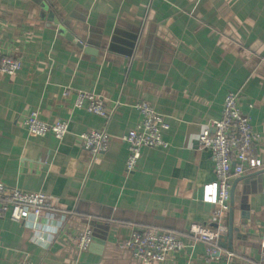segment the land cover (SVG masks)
Returning a JSON list of instances; mask_svg holds the SVG:
<instances>
[{"label": "crops", "instance_id": "0c3cea01", "mask_svg": "<svg viewBox=\"0 0 264 264\" xmlns=\"http://www.w3.org/2000/svg\"><path fill=\"white\" fill-rule=\"evenodd\" d=\"M0 56L24 62L15 75L0 71V182L58 200L37 222L0 216V264H141L124 247L133 229L187 236L191 224H213L203 188L216 180L215 162L198 140L222 117L229 92L261 136L257 169L233 180L220 240L235 257L207 262L197 242L161 264H259L264 0H0ZM78 92L97 95L110 119L75 108ZM143 101L168 123V146L144 148L127 174L122 137L141 121ZM33 111L68 121L69 133L31 135L23 121ZM91 130L111 137L96 159L81 145ZM86 232L92 242L81 252Z\"/></svg>", "mask_w": 264, "mask_h": 264}, {"label": "built area", "instance_id": "2783aa9c", "mask_svg": "<svg viewBox=\"0 0 264 264\" xmlns=\"http://www.w3.org/2000/svg\"><path fill=\"white\" fill-rule=\"evenodd\" d=\"M23 64L21 58L0 56V71L6 75L20 72ZM74 106L107 120L111 117L103 101L92 93L78 92ZM136 109L141 121L122 137L128 149L125 164L127 174L135 170L144 148L168 146L164 132L169 129V125L163 116L149 102H139ZM23 125L33 136L45 137L52 134L59 140L64 139L70 130L68 121L47 122L40 118L37 111L29 113ZM80 139L82 147L90 152L93 159L106 153L111 141L110 135L104 130L88 131ZM260 139L261 136L253 130L250 119L240 108L239 95L229 92L224 99L222 117L212 122L198 140L199 148L209 150L215 162L216 180L203 188V201L214 207L213 224H191L185 237L155 229H135L124 241V247L141 264H161L169 254L180 252L197 242L206 245L207 262L218 261L223 255L227 260L233 259L234 252L223 251L220 247V240L227 231V213L232 207L233 180L257 169V143ZM57 201L51 194L26 192L0 182V216L13 221L37 222L47 212L56 210ZM91 242L92 235L86 232L79 236L77 247L81 252L86 251ZM259 264H264V255Z\"/></svg>", "mask_w": 264, "mask_h": 264}, {"label": "water", "instance_id": "95a60500", "mask_svg": "<svg viewBox=\"0 0 264 264\" xmlns=\"http://www.w3.org/2000/svg\"><path fill=\"white\" fill-rule=\"evenodd\" d=\"M50 15L52 16V14H50ZM54 21H55V24H58V25H59V23H58L55 19H54ZM68 38H69L70 40H72V41H75V38H74L73 36L69 35V34H68ZM77 45H78L79 47H83V43L77 42ZM237 182H238V181H236V182L233 184L232 189H231V197H232V198H233V195H234V190H235V186H236ZM231 202H232V199H231ZM231 215H232V211H231ZM231 215H230V216H231ZM232 233H233V228H230V229H229V232L227 233V238H228L229 240H231V238H232ZM222 238L225 239V236H222ZM220 244H221V242H220Z\"/></svg>", "mask_w": 264, "mask_h": 264}, {"label": "rangeland", "instance_id": "374dc122", "mask_svg": "<svg viewBox=\"0 0 264 264\" xmlns=\"http://www.w3.org/2000/svg\"><path fill=\"white\" fill-rule=\"evenodd\" d=\"M21 222H24V221H21ZM135 229L132 230V232L134 231Z\"/></svg>", "mask_w": 264, "mask_h": 264}, {"label": "trees", "instance_id": "16d2710c", "mask_svg": "<svg viewBox=\"0 0 264 264\" xmlns=\"http://www.w3.org/2000/svg\"><path fill=\"white\" fill-rule=\"evenodd\" d=\"M185 235V234H184ZM185 237V236H184ZM211 263H213V262H211Z\"/></svg>", "mask_w": 264, "mask_h": 264}]
</instances>
